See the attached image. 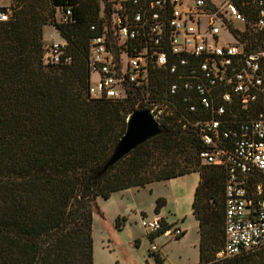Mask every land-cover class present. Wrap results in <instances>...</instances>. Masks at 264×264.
Segmentation results:
<instances>
[{
	"label": "trees",
	"instance_id": "1",
	"mask_svg": "<svg viewBox=\"0 0 264 264\" xmlns=\"http://www.w3.org/2000/svg\"><path fill=\"white\" fill-rule=\"evenodd\" d=\"M259 1L264 8V0H232L250 18ZM65 2L16 0L10 20L0 22V264H93L98 197L192 173L200 177L192 203L199 264H264V249L214 261L224 244L225 173L200 164L198 135L175 122L91 181L124 134L135 93L89 99V27L98 6L81 3L74 24L59 23L54 7ZM47 25L67 42L69 64H44ZM248 40L253 47L254 38ZM251 179L250 185L255 179L264 185L258 175ZM163 202L156 200V214ZM122 221L115 220L116 229ZM170 228L163 225L149 239ZM149 255L162 264L158 254Z\"/></svg>",
	"mask_w": 264,
	"mask_h": 264
},
{
	"label": "built area",
	"instance_id": "2",
	"mask_svg": "<svg viewBox=\"0 0 264 264\" xmlns=\"http://www.w3.org/2000/svg\"><path fill=\"white\" fill-rule=\"evenodd\" d=\"M15 2L0 0V22ZM81 3L98 6L89 27V99L124 100L133 90L135 110H149L162 128L175 122L196 133L200 164L225 173L224 244L214 261L264 249V185H250L264 179L262 1L250 18L232 0H66L54 7L56 21L74 24ZM67 45L52 42L44 64H69ZM141 225L153 234L164 224L142 217ZM164 234L177 240L183 230Z\"/></svg>",
	"mask_w": 264,
	"mask_h": 264
},
{
	"label": "crops",
	"instance_id": "3",
	"mask_svg": "<svg viewBox=\"0 0 264 264\" xmlns=\"http://www.w3.org/2000/svg\"><path fill=\"white\" fill-rule=\"evenodd\" d=\"M199 180V174L192 173L183 177L153 182L145 187L129 188L112 193L106 203L115 209L113 225L117 218H124V226H126L130 216L133 222H141V218L147 217L148 214L152 215L151 218L159 217L165 226L177 225L183 230V235L177 240L164 233L151 240L149 236L144 235L149 246L147 259L156 264L154 258L149 255L150 247L155 246L152 254H158L162 264H199V222L192 214L194 192ZM144 195L148 197V207H145L141 201ZM157 199H163L164 202L156 214L154 208ZM103 209H100L101 214H104ZM146 264L150 262L146 261Z\"/></svg>",
	"mask_w": 264,
	"mask_h": 264
},
{
	"label": "rangeland",
	"instance_id": "4",
	"mask_svg": "<svg viewBox=\"0 0 264 264\" xmlns=\"http://www.w3.org/2000/svg\"><path fill=\"white\" fill-rule=\"evenodd\" d=\"M60 40L59 34L52 26L47 25L43 28V42L46 48L52 42ZM141 201L145 207L149 206L148 197L145 195ZM96 204L99 211L98 213L94 211L92 216L93 264H146V261L153 264L147 259L149 246L144 237V235L149 236L150 233L143 228L141 222H133L130 216L126 226L122 221L121 229L118 230L115 228V223L113 225L115 209L100 197L96 199ZM102 208L104 214L100 213ZM151 217L152 215H147V219ZM153 247L155 246L150 247L149 252H154Z\"/></svg>",
	"mask_w": 264,
	"mask_h": 264
},
{
	"label": "water",
	"instance_id": "5",
	"mask_svg": "<svg viewBox=\"0 0 264 264\" xmlns=\"http://www.w3.org/2000/svg\"><path fill=\"white\" fill-rule=\"evenodd\" d=\"M162 133L163 128L154 119L149 110H135L131 112L126 118L124 134L113 148L106 162L91 178V181H95L106 174L115 164L131 152Z\"/></svg>",
	"mask_w": 264,
	"mask_h": 264
}]
</instances>
